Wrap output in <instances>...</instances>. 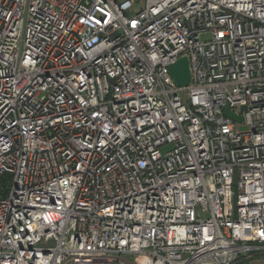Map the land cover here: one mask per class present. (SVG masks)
Here are the masks:
<instances>
[{"label": "built area", "instance_id": "1", "mask_svg": "<svg viewBox=\"0 0 264 264\" xmlns=\"http://www.w3.org/2000/svg\"><path fill=\"white\" fill-rule=\"evenodd\" d=\"M5 173L0 264H264V0H0Z\"/></svg>", "mask_w": 264, "mask_h": 264}, {"label": "water", "instance_id": "2", "mask_svg": "<svg viewBox=\"0 0 264 264\" xmlns=\"http://www.w3.org/2000/svg\"><path fill=\"white\" fill-rule=\"evenodd\" d=\"M170 72L178 86H186L191 81V74L189 68V59L184 56L170 65ZM226 114L236 120H241L242 117L233 113L229 106L226 107ZM75 264H112L108 262H89V263H75Z\"/></svg>", "mask_w": 264, "mask_h": 264}, {"label": "trees", "instance_id": "3", "mask_svg": "<svg viewBox=\"0 0 264 264\" xmlns=\"http://www.w3.org/2000/svg\"><path fill=\"white\" fill-rule=\"evenodd\" d=\"M11 185V178L9 173L0 175V198L6 194Z\"/></svg>", "mask_w": 264, "mask_h": 264}, {"label": "rangeland", "instance_id": "4", "mask_svg": "<svg viewBox=\"0 0 264 264\" xmlns=\"http://www.w3.org/2000/svg\"><path fill=\"white\" fill-rule=\"evenodd\" d=\"M128 13H129L130 15H132L133 10H130ZM239 128H240V129H245V126H244L243 124H239ZM247 261L251 264L250 260H247ZM262 263H264V262H262Z\"/></svg>", "mask_w": 264, "mask_h": 264}]
</instances>
